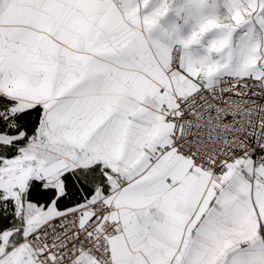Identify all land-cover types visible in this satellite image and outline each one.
<instances>
[{"label": "snow or ice", "instance_id": "1", "mask_svg": "<svg viewBox=\"0 0 264 264\" xmlns=\"http://www.w3.org/2000/svg\"><path fill=\"white\" fill-rule=\"evenodd\" d=\"M0 264H264V0H0Z\"/></svg>", "mask_w": 264, "mask_h": 264}]
</instances>
